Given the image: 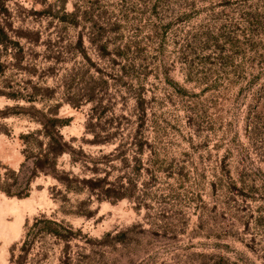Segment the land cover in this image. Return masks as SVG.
<instances>
[{
  "label": "rangeland",
  "instance_id": "obj_1",
  "mask_svg": "<svg viewBox=\"0 0 264 264\" xmlns=\"http://www.w3.org/2000/svg\"><path fill=\"white\" fill-rule=\"evenodd\" d=\"M5 197L0 264H264V0H0Z\"/></svg>",
  "mask_w": 264,
  "mask_h": 264
},
{
  "label": "trees",
  "instance_id": "obj_2",
  "mask_svg": "<svg viewBox=\"0 0 264 264\" xmlns=\"http://www.w3.org/2000/svg\"><path fill=\"white\" fill-rule=\"evenodd\" d=\"M95 111V110H94ZM96 113L92 114L91 117L95 116ZM54 117L50 118V121H44L43 119H39L42 123L43 127L37 132L33 133H41L45 136L48 135L50 139V144L48 147V154H46V158L48 160L46 165L45 173L54 174V169L57 165V159L60 155H63L65 152L69 151V143L61 133V125L64 123L57 114L53 115ZM97 116V115H96ZM31 133L30 135H32ZM42 165L35 163V171L41 170Z\"/></svg>",
  "mask_w": 264,
  "mask_h": 264
},
{
  "label": "bare ground",
  "instance_id": "obj_3",
  "mask_svg": "<svg viewBox=\"0 0 264 264\" xmlns=\"http://www.w3.org/2000/svg\"><path fill=\"white\" fill-rule=\"evenodd\" d=\"M21 203L22 202L18 201V199H16V198L8 199L7 197H5V198L0 199V234L10 235V233H12V232L13 233L17 232L18 227H19L18 226L19 222L21 223L22 218H24L23 212L21 209V206H23V205H21ZM22 204H25V201ZM26 204H27V201H26ZM24 206H27V207L29 206V208H30L29 204L24 205ZM27 207H25V209ZM10 214H13L16 216L14 223L10 222L7 219L8 215H10ZM2 235H0V236H2Z\"/></svg>",
  "mask_w": 264,
  "mask_h": 264
}]
</instances>
